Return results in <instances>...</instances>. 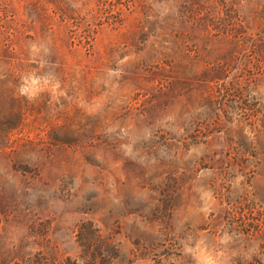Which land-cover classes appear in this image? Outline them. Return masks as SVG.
I'll return each instance as SVG.
<instances>
[{
  "label": "rangeland",
  "instance_id": "374dc122",
  "mask_svg": "<svg viewBox=\"0 0 264 264\" xmlns=\"http://www.w3.org/2000/svg\"><path fill=\"white\" fill-rule=\"evenodd\" d=\"M0 61V254L264 264V0H0Z\"/></svg>",
  "mask_w": 264,
  "mask_h": 264
},
{
  "label": "trees",
  "instance_id": "16d2710c",
  "mask_svg": "<svg viewBox=\"0 0 264 264\" xmlns=\"http://www.w3.org/2000/svg\"><path fill=\"white\" fill-rule=\"evenodd\" d=\"M62 12V8H58ZM88 43V40H86ZM20 77L16 75V70L7 67L0 61V92L6 95L9 92V97L11 98V106L9 109L0 108V151L6 149L9 146L10 136L13 132L22 131L23 120L25 115V108L19 102L14 101V92L16 87L5 88L6 80L15 79L18 80ZM5 85V86H4ZM93 233L97 235L98 230L93 228ZM81 234L82 230H80ZM100 235V234H99ZM100 237V236H99ZM82 241V240H81ZM85 254L81 256L84 264H96L97 256L96 253L90 251L91 245L83 244ZM0 264H80L77 259H71L66 257L64 260L58 256L47 255L42 251H37L35 254L18 255L11 250L5 251L0 254Z\"/></svg>",
  "mask_w": 264,
  "mask_h": 264
}]
</instances>
